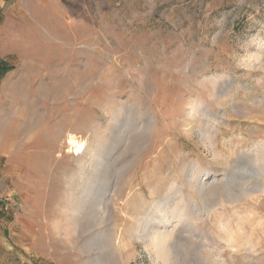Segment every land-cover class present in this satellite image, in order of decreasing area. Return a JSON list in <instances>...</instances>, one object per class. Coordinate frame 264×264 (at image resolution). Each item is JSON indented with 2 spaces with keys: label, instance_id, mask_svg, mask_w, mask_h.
I'll list each match as a JSON object with an SVG mask.
<instances>
[{
  "label": "rangeland",
  "instance_id": "374dc122",
  "mask_svg": "<svg viewBox=\"0 0 264 264\" xmlns=\"http://www.w3.org/2000/svg\"><path fill=\"white\" fill-rule=\"evenodd\" d=\"M63 1L12 41L15 241L35 264H264V0Z\"/></svg>",
  "mask_w": 264,
  "mask_h": 264
},
{
  "label": "crops",
  "instance_id": "0c3cea01",
  "mask_svg": "<svg viewBox=\"0 0 264 264\" xmlns=\"http://www.w3.org/2000/svg\"><path fill=\"white\" fill-rule=\"evenodd\" d=\"M59 2L64 1L0 0V102L12 101V94L6 90L12 86V41L49 35L52 20L64 19V8ZM6 70L8 72L4 74ZM9 166L12 168V164ZM0 174V264H35L26 246L15 241L14 236L24 234L27 229L24 227L18 233V226L13 224L15 215L4 207L6 202L1 196L11 193L10 176ZM28 242L32 244V241Z\"/></svg>",
  "mask_w": 264,
  "mask_h": 264
},
{
  "label": "bare ground",
  "instance_id": "6f19581e",
  "mask_svg": "<svg viewBox=\"0 0 264 264\" xmlns=\"http://www.w3.org/2000/svg\"><path fill=\"white\" fill-rule=\"evenodd\" d=\"M66 144L68 146V152H72L75 155H80L84 153L86 149V142L83 139H81L79 136L73 133H70L67 136ZM159 212L162 213L161 210H159ZM150 238H151V247L156 251L159 257H168L169 250L167 249V241H168L169 235L164 232H156V233H153V236Z\"/></svg>",
  "mask_w": 264,
  "mask_h": 264
},
{
  "label": "built area",
  "instance_id": "2783aa9c",
  "mask_svg": "<svg viewBox=\"0 0 264 264\" xmlns=\"http://www.w3.org/2000/svg\"><path fill=\"white\" fill-rule=\"evenodd\" d=\"M3 199L4 202H6L5 208L9 209V204L12 202V196L11 194H7L1 197Z\"/></svg>",
  "mask_w": 264,
  "mask_h": 264
}]
</instances>
